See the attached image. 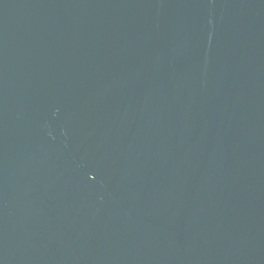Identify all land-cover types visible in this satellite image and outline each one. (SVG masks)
I'll return each mask as SVG.
<instances>
[{"label": "water", "instance_id": "water-1", "mask_svg": "<svg viewBox=\"0 0 264 264\" xmlns=\"http://www.w3.org/2000/svg\"><path fill=\"white\" fill-rule=\"evenodd\" d=\"M0 264H264V0H0Z\"/></svg>", "mask_w": 264, "mask_h": 264}]
</instances>
